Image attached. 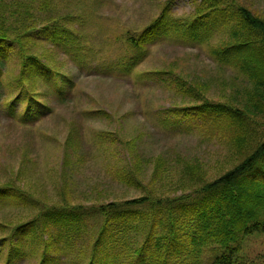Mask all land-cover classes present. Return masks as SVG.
<instances>
[{
  "label": "trees",
  "instance_id": "16d2710c",
  "mask_svg": "<svg viewBox=\"0 0 264 264\" xmlns=\"http://www.w3.org/2000/svg\"><path fill=\"white\" fill-rule=\"evenodd\" d=\"M175 1L140 33L124 39L131 53L108 73L117 71L122 78H131L145 62L150 44L170 35L185 41H209L229 24L226 6L230 3L226 0H193L196 18L189 23L172 16ZM55 7L51 0H0V106L23 127L36 125L54 112L50 99L70 104L76 88L71 77L52 65L55 55L47 56L39 48L41 41L64 50L81 69L89 66L88 56L93 54L87 33L72 27L79 17H50ZM235 16L239 22L229 39L210 53L222 69L229 67L247 79L244 97L238 102L215 101L204 87L207 83L178 76L179 93L195 104H175L163 122L174 129L203 133L209 140H225L233 167L206 182L208 173L202 165L190 163L182 170V181L195 188L180 197L163 198L144 191L141 198L112 201L99 208L68 202L48 206L15 185L0 187V264L25 260L36 264H123L141 254L149 264H200L206 247L212 250L209 256L223 251L212 264H244L239 257L241 242L254 233L264 234V19L244 7H238ZM66 20L74 23L66 26ZM14 60L18 69L10 67L7 73ZM96 72L104 75V71ZM96 113V119L109 117L106 111L105 115ZM120 134L116 132L113 140ZM74 141L70 135L67 146L75 148ZM141 141V136L134 137L126 145L138 148ZM132 155L128 186H141V159L136 157L133 162L134 151ZM69 165L67 159L63 165L66 174ZM195 196L197 204L189 205L188 200ZM14 205L31 206L26 219L9 211ZM88 213L101 218V224L91 230L85 223Z\"/></svg>",
  "mask_w": 264,
  "mask_h": 264
},
{
  "label": "rangeland",
  "instance_id": "374dc122",
  "mask_svg": "<svg viewBox=\"0 0 264 264\" xmlns=\"http://www.w3.org/2000/svg\"><path fill=\"white\" fill-rule=\"evenodd\" d=\"M170 1L51 0L52 7H56L50 17H79L80 21L72 27L87 33L93 54L88 56L89 66L81 69L64 50L41 41L39 48H44L47 56L55 55L52 65L71 77L76 88L70 94V104L50 99L54 112L29 127L13 121L7 108L0 106V187L15 185L48 206L68 202L99 208L112 201L141 198L144 191L163 198L180 197L193 188L192 183L186 186L182 181V170L190 163L202 165L208 173L206 182L233 167L228 162L225 140H209L203 133L174 129L163 122L174 107L195 104L192 98L179 93L178 76L207 83L204 87L215 101L238 102L244 97L247 79L229 67L222 69L210 51L229 39L239 22L235 16L238 7L264 19V0H226L230 3L226 6L229 24L209 41H185L170 35L147 47L145 62L131 78H122L117 71L108 73L131 53L124 39L150 25ZM195 13L193 0H176L173 4L172 16L176 21L189 23L196 18ZM63 23L71 26L74 22ZM10 67L13 71L18 69L16 60L9 63L7 73ZM96 70L104 71V75ZM96 111H106L109 117L96 119ZM116 132L121 133L120 138L113 140L118 136ZM70 135H74L75 148L67 146ZM140 136L138 148L126 145L128 140ZM133 151L132 161L136 162V157L141 159V186H128ZM67 159L71 169L66 174L63 165ZM197 201L195 196L187 203L196 205ZM30 210V205H14L9 211L23 213H18L22 220ZM146 214L153 216L151 211ZM2 215L0 211V218ZM85 223L91 230L101 224L100 215H89ZM209 250L212 252L210 247L205 248L200 264H212L223 254L220 251L209 256ZM136 256L131 263L123 264H149L143 254ZM239 257L244 264H264V234L244 238ZM157 259L162 261L161 257ZM19 264L36 263L25 260Z\"/></svg>",
  "mask_w": 264,
  "mask_h": 264
}]
</instances>
